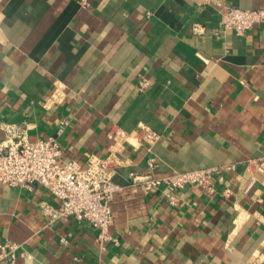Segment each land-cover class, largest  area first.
Wrapping results in <instances>:
<instances>
[{"label":"crops","instance_id":"1","mask_svg":"<svg viewBox=\"0 0 264 264\" xmlns=\"http://www.w3.org/2000/svg\"><path fill=\"white\" fill-rule=\"evenodd\" d=\"M231 6L264 0H0V140L24 122L82 166L126 159L106 249L86 221L46 222L39 203L58 201L43 185L0 183V245H18L0 264H264V22L224 30ZM149 158L158 177L218 167L215 190L143 193L129 172Z\"/></svg>","mask_w":264,"mask_h":264},{"label":"built area","instance_id":"2","mask_svg":"<svg viewBox=\"0 0 264 264\" xmlns=\"http://www.w3.org/2000/svg\"><path fill=\"white\" fill-rule=\"evenodd\" d=\"M264 22V8L228 7L221 18L224 30H231L237 35L245 34L252 27ZM142 88L146 83H142ZM5 137L0 140V183L9 186L32 187L41 184L57 199L53 204L41 201L39 209L48 224L65 219L86 221L99 230L97 240L102 249L106 242L113 240L109 233L112 225L111 203L115 194L122 187L114 181L117 169L124 165L119 149L112 148L107 156L92 154L82 166L76 161L63 158V149L54 138L38 137L32 139L26 123L2 122ZM139 136L141 141L151 146L161 138V133L142 126ZM110 138L121 141L125 135L112 132ZM151 172L136 170L129 172L130 183L143 193L161 190L164 198L176 205L180 201L178 192L188 185H196L213 192V176L219 172L218 167L197 169L186 172H173L156 176L155 158H149ZM232 169L231 166H226ZM259 169L264 168V159L258 162ZM220 181H224L219 177ZM232 190L223 191L229 197ZM18 245L7 242L0 245V261H14Z\"/></svg>","mask_w":264,"mask_h":264}]
</instances>
